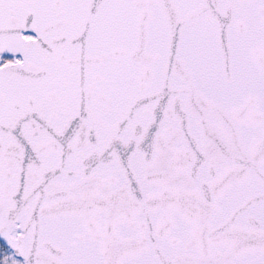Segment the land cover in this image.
<instances>
[{"label": "snow or ice", "instance_id": "obj_1", "mask_svg": "<svg viewBox=\"0 0 264 264\" xmlns=\"http://www.w3.org/2000/svg\"><path fill=\"white\" fill-rule=\"evenodd\" d=\"M0 264H264V0H0Z\"/></svg>", "mask_w": 264, "mask_h": 264}]
</instances>
